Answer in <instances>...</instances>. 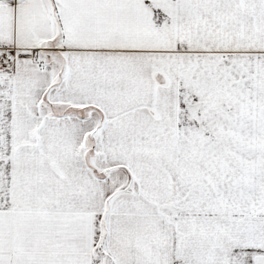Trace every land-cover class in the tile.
Wrapping results in <instances>:
<instances>
[{
  "label": "snow or ice",
  "instance_id": "obj_1",
  "mask_svg": "<svg viewBox=\"0 0 264 264\" xmlns=\"http://www.w3.org/2000/svg\"><path fill=\"white\" fill-rule=\"evenodd\" d=\"M0 264H264V0H0Z\"/></svg>",
  "mask_w": 264,
  "mask_h": 264
}]
</instances>
